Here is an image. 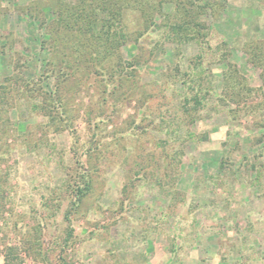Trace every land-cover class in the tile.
Segmentation results:
<instances>
[{"label":"rangeland","instance_id":"1","mask_svg":"<svg viewBox=\"0 0 264 264\" xmlns=\"http://www.w3.org/2000/svg\"><path fill=\"white\" fill-rule=\"evenodd\" d=\"M74 1L0 0V264H61V250L73 264H264V106L235 114L222 101L233 68L263 98L246 51H264V0H207V29L182 44L164 5L160 27L106 64L131 60L135 84L105 101L81 65L63 87V128L14 77L51 69L44 41H64L52 12ZM125 16L137 31L139 14ZM84 161L92 191L76 207Z\"/></svg>","mask_w":264,"mask_h":264},{"label":"trees","instance_id":"2","mask_svg":"<svg viewBox=\"0 0 264 264\" xmlns=\"http://www.w3.org/2000/svg\"><path fill=\"white\" fill-rule=\"evenodd\" d=\"M170 3L173 4L175 12L163 15L164 23L168 22V25L164 23L163 25L169 28V40L176 44H182L193 40L192 38L196 36L201 37L202 30L207 29L201 18L206 14V9L212 7L207 0H191L187 4L177 3L175 0H76L74 2H60L52 14L53 22L58 28L60 27L57 30H62L61 34L64 41H61L58 34V36L44 41L52 48V53L55 52L57 55L49 63L51 69L46 68L38 79L27 81V83L24 78L16 74L15 82H23L27 91L32 93L33 102L31 106L34 110L43 111L53 124L56 122L66 128L70 124L66 116L67 111L64 108L67 97L63 87L67 80L76 74L81 65H85L86 73L95 74L100 78L104 87L102 93L105 101H107L108 96L119 94L127 82L135 84L136 80L130 68L133 63L131 60L119 57L116 66L110 69L106 67V64L121 51L123 46L128 44L130 39L138 41L153 26L158 27L156 16L158 13H162L164 5ZM129 11L139 14V29L135 32L128 30L125 15ZM176 15H179V21L170 27V22ZM191 32H196V35H192ZM190 35L192 36L190 37ZM61 42L65 46L58 48L57 45H61ZM2 47L4 46L0 45V56L4 55ZM246 53L254 67L263 69V86L261 87L263 90L264 51L262 49L247 50ZM233 69L234 73L229 74L228 72L223 76L224 83H232L233 87L230 88L232 91L229 95L230 98H225L222 101L226 102L225 105L230 106L229 104H232L235 106V109H231V113L239 114L245 110L247 115L255 114L256 109L264 106V92L261 102L256 103L255 98L258 95V90L248 86L247 80L241 77L235 68ZM12 78L13 76L6 79L5 82L9 84L13 81ZM6 88L7 84L0 87L2 95L5 94ZM197 102L200 103V100ZM261 126L264 127L263 124ZM85 162H82L81 165L83 168L81 179L84 187L72 190L73 205L76 207L84 202L92 191V178L88 169L84 167ZM66 219H69V213L66 215ZM59 256L61 264H73L67 261L64 250H61Z\"/></svg>","mask_w":264,"mask_h":264}]
</instances>
